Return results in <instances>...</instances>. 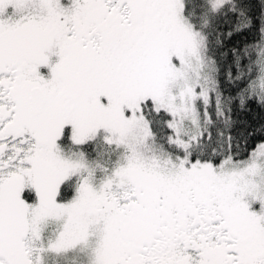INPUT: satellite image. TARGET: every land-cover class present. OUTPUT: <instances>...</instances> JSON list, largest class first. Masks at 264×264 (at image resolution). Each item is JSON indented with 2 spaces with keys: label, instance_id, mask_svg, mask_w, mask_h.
I'll return each instance as SVG.
<instances>
[{
  "label": "snow or ice",
  "instance_id": "snow-or-ice-1",
  "mask_svg": "<svg viewBox=\"0 0 264 264\" xmlns=\"http://www.w3.org/2000/svg\"><path fill=\"white\" fill-rule=\"evenodd\" d=\"M0 264H264V0H0Z\"/></svg>",
  "mask_w": 264,
  "mask_h": 264
}]
</instances>
